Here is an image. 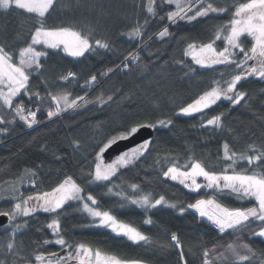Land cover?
Masks as SVG:
<instances>
[{
    "label": "snow or ice",
    "instance_id": "1",
    "mask_svg": "<svg viewBox=\"0 0 264 264\" xmlns=\"http://www.w3.org/2000/svg\"><path fill=\"white\" fill-rule=\"evenodd\" d=\"M17 10L25 14L31 27L25 31L21 26L11 37L7 28L0 29V136L7 138L18 122L29 129L47 126L82 115V110H91L90 106L103 109L131 103L137 95L146 104L132 114L118 112L115 127L97 126L92 137L95 143L90 145L91 166L82 155L87 151L84 143L69 139V155L80 156L74 165L79 169L78 177L65 174L50 190H40L45 164L21 167L19 177L0 194V201L7 205L0 204V218H6L7 224L0 234V255L4 257L0 264H148L142 258L105 251L89 241L73 240L64 223L71 210L85 216L88 227L104 229L142 248L172 250L174 264H264V249L255 246L257 241L264 244V87L245 88L250 78L264 85V0H75L74 4L63 0H0V15ZM74 11L84 15L86 23L70 15ZM61 12L64 14L57 15ZM129 12L138 15L120 34L135 42V50L122 55L114 66L93 72L83 84L77 71L48 67L50 50L77 60L114 53L113 42L100 35L103 22L113 16L127 20ZM181 25L206 27L203 36L184 38L182 57L172 61L174 71L187 80L205 73L211 76L209 87L180 106L176 115L196 117L195 126L220 140L214 154L217 164L186 149L183 160L169 153L164 157L166 167L157 169L164 180L194 194L190 202L156 196L141 183L124 179L152 156L153 139L139 140L115 156H106L114 145L133 140L142 130L174 127L171 118L154 115L160 112L157 102L169 92L164 87L159 94L153 87H142L132 94L121 91L119 96L100 92L101 80L111 79L118 71L143 72L146 65L141 52L150 42L167 43L174 36L173 29ZM72 85L79 86L83 95H73ZM222 102H227L224 110L207 111ZM233 109H245L252 120L234 127L227 115ZM40 113L46 119H39ZM52 147L42 144L40 150ZM52 155L61 164L72 163L63 154ZM155 164L161 161L157 159ZM97 192H102L100 198ZM103 196L109 197L114 207L105 208ZM225 197L239 203L225 205L221 202ZM120 209L142 210L145 229L119 218L116 212ZM162 209H171L179 216L190 214L211 227L221 240L226 234L231 241H201L197 259L191 249H185L178 231H168L153 219V210ZM41 213L45 214L43 222ZM152 229L164 232L168 243L161 244L149 235ZM30 233L35 239L26 243L23 237Z\"/></svg>",
    "mask_w": 264,
    "mask_h": 264
},
{
    "label": "trees",
    "instance_id": "2",
    "mask_svg": "<svg viewBox=\"0 0 264 264\" xmlns=\"http://www.w3.org/2000/svg\"><path fill=\"white\" fill-rule=\"evenodd\" d=\"M64 3H75V0H63ZM231 3L232 0H227ZM115 3V0H112ZM64 13H57L63 15ZM75 19L81 23H86V18L80 12L74 11L70 13ZM138 14L129 12L128 19L118 18L113 16L103 22V27L100 31L101 36L109 38L115 48L114 53H109L104 57L98 55H89L87 58L77 60L67 56L64 53H53L49 51V59L46 61L50 69L73 70L77 71L81 77L80 83L83 84L93 72L99 73L105 71L107 67L114 66L122 55L129 51H134V43L127 40L120 33L125 30V25L134 22ZM139 15H142L139 14ZM23 26L27 31L31 27L30 22H26L25 14L19 10L9 14L0 15V29L7 28L8 35H11ZM206 26L196 27L195 25H181L177 29H173L174 36L167 42L155 41L150 42V47L141 52L143 63L146 68L143 72L134 74L118 71L113 74L111 79L103 78L100 83V92L105 94L115 93L119 96L123 91L127 94L138 92L140 88H155L159 94L161 87H164L168 92V96L162 97L157 103L160 105V112L154 114L164 118L165 116L174 121L172 129H158L154 132V150L152 156L144 163H141L139 168L134 169L124 179L130 182L141 183L146 191L152 192L154 195H165L168 199H176L182 201H191L192 195L183 189V186L173 181H166L161 176L157 175V169L166 167L164 157L167 154L178 156L181 160L185 157L186 149L195 151L197 157L203 156L208 159L211 164H217L215 153L219 150L220 140L218 136H211L207 131L200 129L197 125L196 117H184L176 115L178 108L186 103L191 102L210 85L211 73L203 75H195L192 80L183 78L181 73L174 71L176 67L172 62L173 58L182 57V48L184 46V38L188 36H203V28ZM190 60V57H183ZM203 71V70H202ZM52 76V73H49ZM158 85L160 87H158ZM264 85L251 82L245 84V88L250 90H258ZM73 95H83L80 87L77 85L70 86ZM91 95V93H89ZM99 95V92H97ZM94 98V97H93ZM146 102L140 96H134L131 103L125 104L120 102L119 106L111 105L100 109L95 106H90L91 110H82V115H75L74 118L61 119L57 123L49 122L47 126L44 124L34 126L29 129L18 122L14 127V131L4 138L0 136V194H3L10 183L14 182L20 175V170L23 165H31L34 163L45 164V169L40 178V190H50L55 184L63 178L65 174L73 175L74 178L80 175L77 166L80 161L79 155H69L71 148L68 146L70 138H78L84 143L87 149L82 155L87 157V165L91 166L93 152L90 145L95 143L92 137L96 134L97 126L105 125L115 127L114 121H118V112H133L140 111L141 107L145 106ZM224 110L227 108V102L219 103L213 109H208L210 113H214L215 109ZM230 117L229 123L234 127H239L241 122L247 123L252 120V114L245 109H233L227 113ZM39 119H46L43 113L38 114ZM72 129H75L74 131ZM49 144L53 147L49 151H41L40 145ZM242 145H238L241 147ZM53 152L63 154L72 163L61 164L60 161H55L52 155ZM159 159L161 164H155V160ZM107 161V160H106ZM147 176V179L145 177ZM27 184V183H26ZM22 186V191L27 185ZM27 194V193H26ZM98 198L102 196V192H97ZM225 205L232 206L239 202L234 201L231 197L221 199ZM0 204H4L0 201ZM101 204L107 207H114L110 203V198L103 196ZM6 207L7 205L4 204ZM155 215L153 219L158 225L163 226L168 231H178L181 234V239L184 242L185 249H191L194 256L199 257L200 243L209 241H217L227 243L231 241L230 237L221 240L213 229L205 223H200L197 219L190 215L179 216L171 209L153 210ZM119 218L132 222L135 226L142 230L146 226L142 224L144 216L140 209H120L116 212ZM45 214H40L41 222L44 221ZM64 223L67 226L69 236L76 241H89L95 247H100L105 251L122 255L127 258H142L148 264H174V257L171 251L161 252L151 248H142L134 245L126 239L114 237L104 229H98L87 226V219L80 215L75 210H71L65 217ZM7 224L0 227V234L4 233ZM149 235L154 239H158L161 244L168 243L164 239L165 233L158 232L152 229ZM38 235V234H37ZM30 239H35V236L30 233L29 236L23 237L27 243ZM210 246V245H209ZM259 249H264V244L258 241L255 245ZM30 250V249H29ZM56 251V248H52ZM0 259H4L0 255ZM9 261L11 257L7 258ZM23 264V261L20 262Z\"/></svg>",
    "mask_w": 264,
    "mask_h": 264
},
{
    "label": "water",
    "instance_id": "3",
    "mask_svg": "<svg viewBox=\"0 0 264 264\" xmlns=\"http://www.w3.org/2000/svg\"><path fill=\"white\" fill-rule=\"evenodd\" d=\"M154 136V132L151 130H142L141 133H139L136 137L133 138V140L131 141H126V142H121L118 145H114L106 154L107 157H112L117 155L118 153L122 152L125 150V148L130 145L133 144L139 140L145 139V138H153ZM6 220V218H0V227L6 225V223H4V221Z\"/></svg>",
    "mask_w": 264,
    "mask_h": 264
},
{
    "label": "rangeland",
    "instance_id": "4",
    "mask_svg": "<svg viewBox=\"0 0 264 264\" xmlns=\"http://www.w3.org/2000/svg\"><path fill=\"white\" fill-rule=\"evenodd\" d=\"M73 58V57H72ZM107 162V161H106ZM27 185V184H26ZM21 190H22V188H21ZM5 193V192H4Z\"/></svg>",
    "mask_w": 264,
    "mask_h": 264
}]
</instances>
